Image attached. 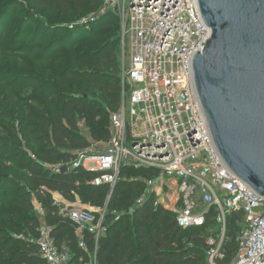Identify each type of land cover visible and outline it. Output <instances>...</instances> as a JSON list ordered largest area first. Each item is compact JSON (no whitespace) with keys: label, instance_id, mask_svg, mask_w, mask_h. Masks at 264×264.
Returning a JSON list of instances; mask_svg holds the SVG:
<instances>
[{"label":"built area","instance_id":"built-area-1","mask_svg":"<svg viewBox=\"0 0 264 264\" xmlns=\"http://www.w3.org/2000/svg\"><path fill=\"white\" fill-rule=\"evenodd\" d=\"M101 1L120 18V105L110 117L109 142H93L77 151L70 167L99 172L91 184L109 186L110 197L125 167L153 172L144 180L143 195L116 220L133 215L151 195L155 207L173 213L182 230L205 226L214 213L219 232L207 240L210 264L223 258L229 217L241 214L243 228L231 264H264V196L221 155L196 91L191 57L197 49L203 53L212 37L198 1ZM62 167L51 169L59 173ZM55 204L77 226L81 240L85 233L97 241L106 233L107 207L84 205L77 195L76 202L55 200ZM35 208L40 216L41 257L47 264H70V253L56 244L43 207L36 202ZM80 245L86 249L84 242Z\"/></svg>","mask_w":264,"mask_h":264},{"label":"trees","instance_id":"trees-1","mask_svg":"<svg viewBox=\"0 0 264 264\" xmlns=\"http://www.w3.org/2000/svg\"><path fill=\"white\" fill-rule=\"evenodd\" d=\"M90 1L32 0V3L41 8L57 5L62 9L70 6L81 9ZM113 14L117 13L111 12L103 17L106 21L114 20L108 39L89 47L86 53L71 58L55 57L56 65L66 64L59 77L52 75L55 83L36 84L33 88L36 95L33 112L20 109L22 118L11 140L24 144L25 150L32 151L38 159L26 161L25 169L30 175L32 188L27 196L35 198L34 201L43 207L56 244L66 247L70 253V264H210L208 251L211 247L207 240L211 236L216 238L219 232L214 213L205 226L182 230L173 213L163 207H155V197L151 195L133 215L116 220L118 213L128 210L143 195L146 190L144 180L153 177V172L125 167L110 197L109 186L91 184L99 177V172L70 167L77 158L76 152L88 149L92 144L81 133L79 120H86L94 142L108 143L110 117L120 105L121 25L119 16L117 18ZM61 32L57 41L61 46L69 45L67 43L74 31ZM84 40L79 39L78 42ZM18 156V152L10 150V145L0 144V162H15L20 158ZM46 165H63L69 169L57 173ZM3 179L8 177L0 174V180ZM59 194L69 202H76L77 195L84 205L107 207L106 233L98 241L92 234L85 233L81 240L76 233L77 226L55 204V199L63 201ZM5 200L0 191V206ZM18 217L21 219L20 234L30 239L0 237V264H47L37 245L40 216L36 208L23 204ZM4 218L0 210V221ZM242 223L241 214L229 217L227 239L221 248L223 258L218 257L217 264L232 263L238 251L237 239ZM214 230L216 233L212 232ZM81 242L85 243L86 249L81 247Z\"/></svg>","mask_w":264,"mask_h":264},{"label":"rangeland","instance_id":"rangeland-1","mask_svg":"<svg viewBox=\"0 0 264 264\" xmlns=\"http://www.w3.org/2000/svg\"><path fill=\"white\" fill-rule=\"evenodd\" d=\"M109 13L111 11L105 9L101 0H91L81 9L72 6L62 9L57 5L41 8L32 0H0V144L10 145V150L20 156L15 162H0V174L8 177L0 180V191L6 199L0 206L5 215L0 221L2 238L30 239L19 232L21 219L18 214L23 204L35 207L37 202L27 196L32 188L25 165L27 159H38L32 151L25 150L24 144L11 140L22 118L20 109L33 112L36 84L55 83L52 75L59 77L66 65H56L55 57L71 58L86 53L89 47L108 39L114 20L106 21L103 17ZM45 29H49L48 32H44ZM61 29L74 31L67 46L57 41L64 31ZM79 39L85 40L79 43ZM79 127L93 143L85 119L79 120Z\"/></svg>","mask_w":264,"mask_h":264},{"label":"water","instance_id":"water-1","mask_svg":"<svg viewBox=\"0 0 264 264\" xmlns=\"http://www.w3.org/2000/svg\"><path fill=\"white\" fill-rule=\"evenodd\" d=\"M197 1L212 37L191 57L196 91L221 155L264 196V0Z\"/></svg>","mask_w":264,"mask_h":264},{"label":"crops","instance_id":"crops-1","mask_svg":"<svg viewBox=\"0 0 264 264\" xmlns=\"http://www.w3.org/2000/svg\"><path fill=\"white\" fill-rule=\"evenodd\" d=\"M55 194V193H54ZM60 195V194H59ZM61 196V195H60ZM61 198L63 199V201L62 200H60V202L62 201V202H64L65 201V199L61 196Z\"/></svg>","mask_w":264,"mask_h":264},{"label":"bare ground","instance_id":"bare-ground-1","mask_svg":"<svg viewBox=\"0 0 264 264\" xmlns=\"http://www.w3.org/2000/svg\"><path fill=\"white\" fill-rule=\"evenodd\" d=\"M53 196H54V194H53ZM56 200V199H55ZM62 202V201H61ZM39 207V206H38Z\"/></svg>","mask_w":264,"mask_h":264}]
</instances>
